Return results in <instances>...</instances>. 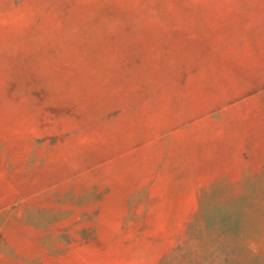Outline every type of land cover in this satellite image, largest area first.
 Listing matches in <instances>:
<instances>
[{
    "label": "rangeland",
    "instance_id": "1",
    "mask_svg": "<svg viewBox=\"0 0 264 264\" xmlns=\"http://www.w3.org/2000/svg\"><path fill=\"white\" fill-rule=\"evenodd\" d=\"M0 264H264V0H0Z\"/></svg>",
    "mask_w": 264,
    "mask_h": 264
}]
</instances>
